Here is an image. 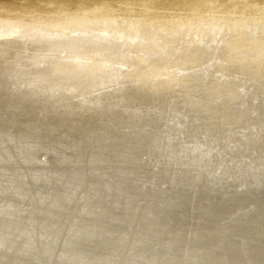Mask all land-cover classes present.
<instances>
[{"label":"bare ground","instance_id":"6f19581e","mask_svg":"<svg viewBox=\"0 0 264 264\" xmlns=\"http://www.w3.org/2000/svg\"><path fill=\"white\" fill-rule=\"evenodd\" d=\"M202 160L224 187L153 174ZM30 241L0 264H264V0H0V243Z\"/></svg>","mask_w":264,"mask_h":264},{"label":"water","instance_id":"95a60500","mask_svg":"<svg viewBox=\"0 0 264 264\" xmlns=\"http://www.w3.org/2000/svg\"><path fill=\"white\" fill-rule=\"evenodd\" d=\"M202 141H203V145H201V146H204L205 149L209 148L213 154L217 155L219 158H223V160H225L227 152L230 151L229 149H231L234 152L237 150L236 148L244 150L246 147V145L244 143L238 144V143L230 142L228 145H225V146L223 145L222 148H219L218 146H213L211 144L207 145V140H202ZM195 150H197V148ZM199 150L205 151V150H201V149H199ZM221 150H225V151H221ZM208 154H210V156H208V158L209 157L212 158L211 153L208 152ZM255 158L251 156L249 159H247V161L248 160L253 161ZM208 160L211 163V159H208ZM257 162H258V159H256V163ZM158 165L159 164L157 162H156L155 166L151 163V166H153L155 168H158ZM173 165L175 166V164H173ZM163 166L169 167V165H163ZM182 166H183L182 169L184 170V172H180V173H174L173 172L172 174L162 172L161 176H160V173H157L156 171H154L153 174L155 176H159L163 180L162 182H164L166 185H168L171 188H185V187L189 188L190 186H193L194 184H196L199 180H204V179L196 178V174L199 173L200 169H203L204 178L208 179L206 181H207V183L210 184V186L215 185L217 182V183H219L218 185L220 187H224L225 184L228 183L225 181L219 182L224 177L227 178V175L223 171H221L217 174V168H218L217 165L211 166V164H208L207 168H206L205 167V160L200 161V163H198L197 165L192 164V163H184ZM259 167H261V164ZM254 168H256V166H254ZM163 169L165 171L168 170V169L166 170L165 168H163ZM147 180H149V179H147ZM148 182L156 185V183L159 182V180L153 179V180H150ZM229 183H230L228 185L229 189L233 186V184H235V185L239 184V185L243 186L241 188H246V189L253 188V186L256 185L255 182H253V181L249 182L245 179L242 181L234 180V181H230ZM218 185H216L215 187H218Z\"/></svg>","mask_w":264,"mask_h":264},{"label":"clouds","instance_id":"9594fccd","mask_svg":"<svg viewBox=\"0 0 264 264\" xmlns=\"http://www.w3.org/2000/svg\"><path fill=\"white\" fill-rule=\"evenodd\" d=\"M33 247L34 246H33L31 241L28 244H26L23 248H19V249H15L12 246L10 247L6 243H0V249H2L4 251V253H6V254L13 253L17 256L28 255L30 253V251L33 250ZM139 259H142V257L137 258V259H133V260L129 261L128 264H138ZM71 262H72V264H89V262H86V261L73 260ZM146 264H151V262H146Z\"/></svg>","mask_w":264,"mask_h":264},{"label":"snow or ice","instance_id":"6c2138e0","mask_svg":"<svg viewBox=\"0 0 264 264\" xmlns=\"http://www.w3.org/2000/svg\"><path fill=\"white\" fill-rule=\"evenodd\" d=\"M223 167V165H221L220 167L217 168V174L221 171V168ZM81 235H87V233H85L83 230H81L80 232H77L76 236L79 237ZM67 264H72L71 261L67 262Z\"/></svg>","mask_w":264,"mask_h":264}]
</instances>
